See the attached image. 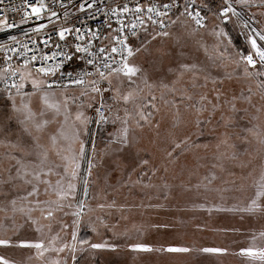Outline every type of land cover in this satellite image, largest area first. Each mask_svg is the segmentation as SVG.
Instances as JSON below:
<instances>
[{
    "label": "rangeland",
    "instance_id": "1",
    "mask_svg": "<svg viewBox=\"0 0 264 264\" xmlns=\"http://www.w3.org/2000/svg\"><path fill=\"white\" fill-rule=\"evenodd\" d=\"M203 2L196 0L198 6ZM250 7L264 33V5ZM214 11L202 13L207 18L204 28L175 12L163 30L146 25L132 38L134 48L150 41L147 51L129 57L141 72L131 85L123 78L122 84L116 79L113 84L124 93L132 91L133 99L125 104L106 93L104 100L112 108L103 124L94 118L100 95L90 99L88 84L52 88L49 102L59 105L57 114L45 108L42 93L32 89L31 79L43 77L15 64L32 77L19 82L25 84L23 91L12 90L19 112L0 89V239L9 242L0 245V257L9 264H264V200L251 207L264 175V76L255 75L264 68H252L241 59L242 46H235L227 24H221ZM230 22L238 27L234 17ZM221 28L227 35H216ZM161 31L169 35H157ZM184 64L203 71H183ZM246 68L253 75L246 74ZM85 90L89 96L73 102ZM201 96L206 99L201 101ZM23 105L36 114V122L49 123L37 131L33 121L25 120ZM213 105H218L215 111ZM80 113L88 118L86 126L77 119ZM125 127L127 144L118 140ZM81 141L95 164L87 196V160H79L77 176L71 175ZM45 152L43 171L51 167L53 174L44 179L52 187L33 176L41 171ZM212 175L216 179L209 183L206 177ZM57 181L65 189L74 184L75 194L62 198L55 190ZM34 185L39 204L36 196H27ZM77 212L80 215H74ZM35 243L44 247L23 246ZM137 244L151 250L135 248Z\"/></svg>",
    "mask_w": 264,
    "mask_h": 264
},
{
    "label": "snow or ice",
    "instance_id": "2",
    "mask_svg": "<svg viewBox=\"0 0 264 264\" xmlns=\"http://www.w3.org/2000/svg\"><path fill=\"white\" fill-rule=\"evenodd\" d=\"M95 2V0H94ZM237 2L240 5H244L247 6L248 5V0H237ZM0 4H3V0H0ZM31 7V14H34L37 18L40 17V14L43 10H45V6L43 4H40L39 6L36 5H29ZM61 7H64V5H61ZM83 5H81L80 7V11H83ZM93 5L92 4H88V8H92ZM164 11H160L157 8L154 7H148L147 11L150 14L155 15V17H157L159 19V27L163 30L164 28L167 27V25L165 24V18L169 17V14L172 13L173 11L178 12L180 16H187L189 18H191L197 28H204L207 26V18L202 14L204 11H209L212 12L214 11L208 4H204V5H197L196 4V0H185V3L181 4L179 2V0H174V2H170V3H165L162 5ZM182 9V10H181ZM14 10V9H13ZM100 9L97 8V11H99ZM0 11H4V9H0ZM136 12V13H140L142 11V8L140 6H137L135 9H131L128 7L127 4H125L123 6V8H115L112 9V14L115 16H118L121 13H128V12ZM215 14V18L220 21L221 24L226 25L227 23H229L231 21L232 17H236L237 19H241L242 18V13L240 11H237V7L235 4H233L231 2V0H223V2L217 6V8L214 11ZM105 15L107 16V13H105ZM51 16L55 17L57 16V13L55 11L51 12ZM65 16H67V12H65ZM28 19V13H25V15L22 17V22L23 21H27ZM148 19L151 21V23L153 25L157 24V19H153L152 15L148 16ZM119 23H121V28L117 29V35H114L111 37V40L113 42V46L111 47V52L109 53L107 48L105 47H98L95 49V51H93L94 48V41L96 40H100V32L101 29L97 28L95 32H92L91 34V38L89 40H87L85 42V35H87V32H83L81 31V28H75V27H61L57 33L58 35V39L60 42H63L64 45H66V47H62L61 43L57 42L56 43V49L57 51L53 52L51 56H43L42 57V62H46L48 60H55L57 59V57L61 58V63L55 64L54 67L52 68H48V67H39L36 69V74L38 76H42V77H47L49 75H54L55 71L57 69H59L61 67V64L65 63V62H71L72 60H74V58L76 56H78L79 54H85V59L87 61L88 65H92L95 68L94 72H86V71H80L78 73H76L75 76H73L72 72L68 73L67 79L69 81V84H73V85H80L83 86L85 84V77L87 76H98L99 79H93L91 81L88 82V87L90 88L91 93L93 94L90 99L95 98V95H100V103L99 106L96 107V114L99 117L96 120L97 124H101V123H105L108 121L109 117L106 113H110L111 112V108L112 106L107 104L104 100V95L106 93L111 92L113 95L111 97V99L113 101H123L125 104L128 103L129 101H131L133 99V92L132 91H128L127 93L122 92L121 87L120 86H114L113 84V80H119L121 82V84L123 83V79H126L128 84L131 85L133 84L134 81V77H137L140 72L141 69L139 67H137L134 64H131L129 62V57H132L135 53L140 52L142 49L144 51H147V46L150 43V41H145L144 44L142 45V48H134L133 47V43L132 41H130L128 39L127 36L124 37V39H120L119 34L122 33L124 31L123 28V22L122 21H118ZM141 23H143V21L141 20ZM172 23H175V21H172ZM105 24H107V20L105 21ZM248 22L244 21V25L245 27H247ZM0 25H3L6 28H12V27H16L15 22L9 23L8 22V18L7 16H3L0 17ZM45 25L41 24L39 27H37L36 29H34L33 31L35 32H39L42 28H44ZM108 27L110 28V24L108 25ZM87 31H91L90 29H88ZM128 31L131 33V35L133 37H136L137 33H136V24L134 23L132 25V27L130 29H128ZM146 31V29H145ZM66 34L67 35H75V41L73 42H69L66 39ZM157 35H161V36H168L169 33L167 31H161L159 33H157ZM217 36H224L227 35V33L224 31L223 28L220 29L219 32L216 33ZM260 36V40L264 41V34H259ZM156 37L153 36L152 39H155ZM10 40L15 41L16 37L12 36L9 37ZM104 39H108V37H104ZM51 40V37H49L48 39L44 40L43 43L45 45H47ZM116 45H119V47H117ZM0 47H3V45H0ZM251 47L252 49H254V53H249L247 56H241V59L245 60L247 65L251 66L252 68H256L257 65V57L259 60V67L260 68H264V45H258L257 42L255 40L251 41ZM126 53V54H125ZM117 56H119V59H117ZM7 60H11V58H6ZM37 60V57L35 55L32 56L31 58V62H35ZM100 61L99 63L97 61ZM30 64V61L28 59H24V64L23 67L27 68ZM181 69L183 71H191L193 73H196L198 71H203V69H200L197 67L196 64H184L181 65ZM5 72H11V75L13 77V83L11 85H8L7 83H5V90L8 93V100L11 101L12 103V107L14 111H21V108H17L16 107V102H15V98L12 94V89H15L17 92H21L24 90L25 84L24 83H18L15 80L16 76H19L20 81L23 82H27L28 79L30 77H32V73L29 71L27 73L23 72V71H18V70H12L11 68L6 69ZM246 74L248 75H253V73L249 72L248 69H245ZM255 75L257 76H264V71H260L255 73ZM5 80L7 79V77L5 76L4 78ZM207 77H205V81L207 83ZM106 82L107 83V88H105L103 86V83ZM206 83L204 86H206ZM215 83V81H214ZM222 84V81L220 82ZM69 84H63V83H56L55 81L49 82L44 78L41 79H36V78H32L31 79V86L34 92H40L42 93L41 96V100L45 106V108L47 109H52L54 110L57 114H59L60 112V107L59 105L56 104H52L49 102V94H50V90L54 87H63L66 88L69 86ZM195 86V85H193ZM261 87H264V81L261 82ZM25 95H28L27 93H25ZM89 96V92L87 90H85L84 92L81 93V96L78 98H73V102H75L76 99H79L81 101H83L84 97ZM219 96L220 93L217 92V96L216 99L219 100ZM154 99V97H153ZM190 99V97H189ZM206 97L205 96H201V101L205 100ZM210 103V102H209ZM67 106V100L65 101V107ZM81 106H83V104H81ZM23 111L25 113V120L26 121H33L35 124V128L37 129V131L42 130L48 123L49 121L47 120H43L41 122H36V114L33 113L27 105H23ZM87 107L92 108L94 107L93 103H88ZM213 111H215L216 107H218V105H213ZM44 112L41 111L40 112V116H43ZM77 119L80 120L81 124L83 125H87L88 118L83 117V113L78 114ZM115 120H119L120 117L116 116L114 118ZM142 119H146V117H142ZM123 123H127L126 119L123 121ZM199 123V121H198ZM127 132L128 129L127 127H125L123 129V135L121 137H118V140L121 143L127 144ZM61 135H63V133L61 132ZM77 138H78V134H77ZM52 139V143L53 145H55L56 143V136L53 135L51 137ZM37 147H42L40 145H37ZM177 147H179V145H177ZM93 153L95 154V144H93ZM171 155V153L169 154ZM47 159V155L46 152L44 154V158L41 160V171L40 172H34L33 176L35 179L39 180L41 183H44L45 185H48L49 187H52L51 182L49 180L44 179V177L46 176H51L53 174V170L51 167L48 168V171H43V165H44V160ZM65 160H67V157H64ZM82 159H87V163H88V169H87V177L84 180V195L87 196L88 195V178L91 177L92 174V168L95 166L94 164V160L93 158H87V154H86V147L83 141L80 142V147H79V158L73 157L72 161H71V175L73 178H75L77 176V173L80 169V163L79 160ZM18 163H20L18 161ZM144 163L146 164L147 161H144ZM25 166L23 164H21V168H24ZM65 172H68V168H65ZM18 174H19V169H18ZM28 173L25 172V175H27ZM13 178L10 176L9 177V181H11ZM206 179L209 180V183H211L213 180L216 179L215 175H212L210 178L206 177ZM27 183H31V181H26ZM55 190L57 191V194L60 195L62 198L66 197L69 193H72L73 195L76 192V186L72 183L68 184L67 189H65L62 184L60 183V181H57L56 186H55ZM47 191V188H46ZM28 197H33L36 196L37 200L36 203L39 204L41 203L38 199L39 196V188L37 186H33L32 187V191L28 192L27 194ZM27 198V197H25ZM264 200V175H262L260 182L257 184L256 186V191L254 194V197L251 200V207H256L258 206L257 202ZM16 201L13 200L12 204L13 206L15 205ZM44 203L46 204H51L54 203L52 201H45ZM79 208L82 210L84 207V201H80L79 202ZM103 207V206H101ZM251 207L249 208V210H251ZM209 211H211V209H209ZM74 215H80V212L75 213ZM52 216V212L49 210L47 211V217H51ZM78 223V222H77ZM73 239H76V233L75 231L73 232ZM9 242L7 240H3L0 239V245H6ZM81 243H84L83 241H81ZM23 246H27V247H35L36 249H42L44 247V245L42 243H35V244H26ZM93 248H99L101 247V245H92ZM135 248L138 249H142L145 251H150L151 249L148 248L145 245H141V244H137L134 246ZM59 251H63V249H59ZM166 251L169 252H183V251H188V249L186 248H168L166 249ZM204 251H213V252H220L223 251L222 249H204ZM249 252V254H251V250H247ZM262 256H264V252L261 253ZM73 260L75 261V256H73ZM0 264H9V262L7 260H4L2 257H0Z\"/></svg>",
    "mask_w": 264,
    "mask_h": 264
},
{
    "label": "built area",
    "instance_id": "3",
    "mask_svg": "<svg viewBox=\"0 0 264 264\" xmlns=\"http://www.w3.org/2000/svg\"><path fill=\"white\" fill-rule=\"evenodd\" d=\"M174 2V0H3V4H0V17L7 16L8 22H15L16 27L6 28L0 25V69L3 70V74L0 76V86L5 89V83L11 85L13 83V77L11 72H5L6 69L11 68L12 70H18V66L15 64H24V59L30 61L29 67L36 71L39 67L52 68L55 64L61 63V58L57 57L55 60H48L42 62V57L47 55L51 56L53 52L57 51L56 43H61L62 47H66L63 42L58 39V31L61 27H75L81 28L82 33L87 32L84 39L85 42L91 38L92 32H95L97 28L101 29L100 40L94 41L95 51L98 47L107 48L108 52H111V47L113 42L111 37L117 35L116 30L121 28V23L123 22L124 31L119 34L120 39H124L125 36L131 41L133 36L128 31L132 25L136 24V33L140 32L146 25H151L154 28L159 29V19L155 17L154 13L150 14L147 9L148 7H154L160 11H164L162 5L165 3ZM181 4L185 3V0H179ZM223 2V0H222ZM233 4L236 5L237 11L242 13V18L237 19L234 17L240 26V30L247 41L250 51L249 53H254V49L251 47V41L255 40L258 45H264V41L260 40L259 34H264L260 27H258L256 18L244 5H240L235 0H231ZM43 4L45 10L37 18L34 14H31V7L29 5L39 6ZM88 4H92V8H88ZM127 4L129 8L135 9L137 6L142 8L140 13L128 12L121 13L118 16L112 14V9L117 7L123 8ZM64 5V7H61ZM83 5V11H80V7ZM97 8L100 10L97 11ZM14 9V10H13ZM182 10V9H181ZM55 11L57 16L52 17L51 12ZM67 12V16H65ZM28 13L27 21L22 22V17ZM107 13V16L105 15ZM175 11L169 14V17L165 18V24L168 19L174 14ZM152 15L153 19H157V24L153 25L148 19V16ZM107 20V24L105 21ZM141 20L143 23H141ZM244 21H247V27L244 25ZM41 24L45 25L39 32L33 31ZM110 24V28L108 25ZM90 29L91 31H87ZM16 37V40H10L9 37ZM51 37L50 42L45 45L44 40ZM108 37V39H104ZM66 39L71 43L75 41V35H67ZM119 47V45H116ZM248 53V54H249ZM126 54V53H125ZM35 55L37 60L31 62L32 56ZM6 58H11L7 60ZM119 59V56H117ZM257 64H259L258 57ZM100 62L99 60L97 61ZM80 71L94 72L95 68L92 65H88L85 59V54H79L71 62H65L61 64V67L55 71L54 75H49L45 79L49 82L55 81L56 83L69 84L67 79L68 73L72 72L73 76ZM5 76L7 79L5 80ZM98 76H87L85 77V85L93 79H97ZM16 82H20L19 76L15 77ZM79 86L69 84L68 87ZM56 89H63V87H54ZM67 88V87H66ZM14 90V89H12ZM99 106V103L96 107ZM96 107L94 110L95 123L99 118L96 114ZM103 124V123H101Z\"/></svg>",
    "mask_w": 264,
    "mask_h": 264
},
{
    "label": "trees",
    "instance_id": "4",
    "mask_svg": "<svg viewBox=\"0 0 264 264\" xmlns=\"http://www.w3.org/2000/svg\"><path fill=\"white\" fill-rule=\"evenodd\" d=\"M219 2H222V0H204V4H208L211 8L213 7H217L218 3ZM203 4V5H204ZM260 4H264V0H261V1H257V2H254V3H251L250 5H256V6H260ZM231 22L227 23V28H226V31L228 32L229 31V36L231 37L233 43L235 44V46L237 47H241V51L244 52L246 55L247 52L249 51V48L246 44V41L243 39L242 37V34L240 32V29L239 27H234V25L230 24ZM228 29V30H227ZM245 41V42H244ZM90 130V129H89ZM88 130V134H87V139L90 138V132ZM89 143V142H87ZM88 148V147H87ZM87 160V159H86ZM87 167V163L86 161L84 162L83 164V170H85ZM200 252V251H199Z\"/></svg>",
    "mask_w": 264,
    "mask_h": 264
},
{
    "label": "crops",
    "instance_id": "5",
    "mask_svg": "<svg viewBox=\"0 0 264 264\" xmlns=\"http://www.w3.org/2000/svg\"><path fill=\"white\" fill-rule=\"evenodd\" d=\"M257 1H261V0H252V1H248V4H251V3H254V2H257ZM264 4H260V6H263ZM251 6H255V7H260V6H256V5H251ZM45 79V77H43ZM21 82V81H20Z\"/></svg>",
    "mask_w": 264,
    "mask_h": 264
},
{
    "label": "water",
    "instance_id": "6",
    "mask_svg": "<svg viewBox=\"0 0 264 264\" xmlns=\"http://www.w3.org/2000/svg\"><path fill=\"white\" fill-rule=\"evenodd\" d=\"M86 154H87V149H86Z\"/></svg>",
    "mask_w": 264,
    "mask_h": 264
}]
</instances>
